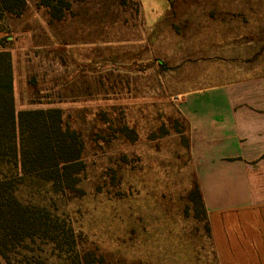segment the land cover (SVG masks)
I'll return each instance as SVG.
<instances>
[{
	"label": "rangeland",
	"instance_id": "1",
	"mask_svg": "<svg viewBox=\"0 0 264 264\" xmlns=\"http://www.w3.org/2000/svg\"><path fill=\"white\" fill-rule=\"evenodd\" d=\"M26 1L0 18V204L29 220L2 217L0 264H218L177 104L264 74V0Z\"/></svg>",
	"mask_w": 264,
	"mask_h": 264
},
{
	"label": "crops",
	"instance_id": "2",
	"mask_svg": "<svg viewBox=\"0 0 264 264\" xmlns=\"http://www.w3.org/2000/svg\"><path fill=\"white\" fill-rule=\"evenodd\" d=\"M218 264H264V74L184 92Z\"/></svg>",
	"mask_w": 264,
	"mask_h": 264
},
{
	"label": "trees",
	"instance_id": "3",
	"mask_svg": "<svg viewBox=\"0 0 264 264\" xmlns=\"http://www.w3.org/2000/svg\"><path fill=\"white\" fill-rule=\"evenodd\" d=\"M27 1L26 0H0V18H4L5 13L9 12L11 14H20ZM0 31H5L4 28L0 27ZM4 41L10 42L12 41L11 37L3 36L0 37V122H10V126L15 131L17 120H16V112L14 107V79H13V70H12V58L11 53L8 49H5ZM38 114L43 115L42 111H36V112H29V111H23L19 113V117L25 114ZM46 128V123H39L38 128L36 126L35 129L43 130ZM15 140L13 141V147L17 150V147L15 145ZM186 144L188 149H190V141L189 139L186 140ZM19 149V148H18ZM20 153L23 155L25 151L23 150V147L20 149ZM23 159V157H22ZM17 168L20 166L23 168L25 166V161L22 160L21 164H16ZM1 183V182H0ZM1 186V184H0ZM194 193L195 198L198 202V204L201 206L203 212L206 214V209L203 201V196L201 193L199 182L196 178V181L194 182ZM1 196V195H0ZM3 205H6L9 209V212L11 213V217H8L6 214V210L3 207ZM28 213V208L24 207L23 204L14 196H9L7 203L0 204V224L2 221V217H7L5 220H9L8 218H12L14 222H18L21 224L24 221L29 220V217H26L24 214ZM207 219V215L205 216ZM207 228L210 231V225L207 221ZM211 232V231H210ZM0 252L3 253V250L0 249ZM6 256V255H5Z\"/></svg>",
	"mask_w": 264,
	"mask_h": 264
}]
</instances>
